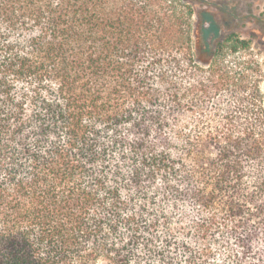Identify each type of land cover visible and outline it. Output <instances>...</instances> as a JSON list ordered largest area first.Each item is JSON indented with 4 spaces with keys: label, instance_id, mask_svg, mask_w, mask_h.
I'll list each match as a JSON object with an SVG mask.
<instances>
[{
    "label": "trees",
    "instance_id": "trees-1",
    "mask_svg": "<svg viewBox=\"0 0 264 264\" xmlns=\"http://www.w3.org/2000/svg\"><path fill=\"white\" fill-rule=\"evenodd\" d=\"M192 18L0 0V264H264L257 64Z\"/></svg>",
    "mask_w": 264,
    "mask_h": 264
},
{
    "label": "rangeland",
    "instance_id": "rangeland-1",
    "mask_svg": "<svg viewBox=\"0 0 264 264\" xmlns=\"http://www.w3.org/2000/svg\"><path fill=\"white\" fill-rule=\"evenodd\" d=\"M193 8L195 54L206 63L218 39L235 33L250 41L245 57L254 59L264 92V0H188ZM239 53H243L240 51Z\"/></svg>",
    "mask_w": 264,
    "mask_h": 264
}]
</instances>
